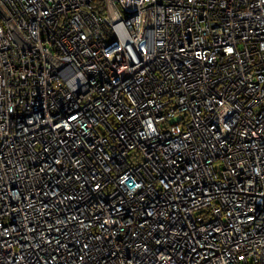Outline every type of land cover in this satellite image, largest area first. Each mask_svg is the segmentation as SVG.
<instances>
[{
  "label": "built area",
  "instance_id": "1",
  "mask_svg": "<svg viewBox=\"0 0 264 264\" xmlns=\"http://www.w3.org/2000/svg\"><path fill=\"white\" fill-rule=\"evenodd\" d=\"M0 264H264V0H0Z\"/></svg>",
  "mask_w": 264,
  "mask_h": 264
}]
</instances>
